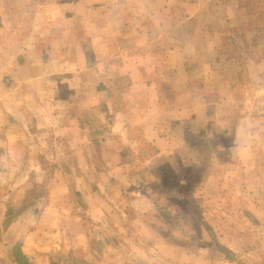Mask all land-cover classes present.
<instances>
[{
	"label": "rangeland",
	"instance_id": "1",
	"mask_svg": "<svg viewBox=\"0 0 264 264\" xmlns=\"http://www.w3.org/2000/svg\"><path fill=\"white\" fill-rule=\"evenodd\" d=\"M133 4L139 13L153 14L150 39L154 37L155 43L149 50L162 62L154 58L143 62L141 54L145 56L148 49L141 47L138 55L133 52L139 59L136 63L120 68L112 61L103 67L78 63L77 73L64 79L56 73L61 64L48 61L53 47L15 45L16 38L28 32L7 30L0 16V152L6 138L15 140L11 150L22 145L29 161L22 193L13 187L19 186V173L18 178L6 175V183L0 185L4 231L12 223L7 240L12 253L0 250V264L20 262L19 216L28 211L25 225L35 229L48 201L53 169L67 172L80 165L75 151L80 147L78 136L85 131L92 141L91 161L100 166L101 143L95 141L101 134H111L115 112L110 106L130 108L137 101L132 94H121L130 84L121 74L131 65L157 75L155 88L163 93L162 100L171 99L177 86L186 93L176 95L175 105L196 110L193 117L188 113L187 128L196 157L189 162L194 163L183 166L181 175L160 168L165 185L182 181L181 193H164L181 206L179 214L170 216L172 230L192 234L199 230L205 244L227 249L221 254L234 264H264V0H134ZM6 7L19 26H29L21 4ZM87 33L78 32L77 39ZM106 37L116 42V49L147 39L141 32ZM114 49L99 48L108 54ZM36 73H42L41 79L34 78ZM141 133L139 128L132 131L136 139ZM140 146L144 155L150 154L147 145ZM39 166L40 173L32 170ZM51 258L52 264H72L68 255L53 253Z\"/></svg>",
	"mask_w": 264,
	"mask_h": 264
},
{
	"label": "crops",
	"instance_id": "2",
	"mask_svg": "<svg viewBox=\"0 0 264 264\" xmlns=\"http://www.w3.org/2000/svg\"><path fill=\"white\" fill-rule=\"evenodd\" d=\"M133 1L0 0V16H4L7 30L28 32L16 38L15 45L53 47L52 58L48 61L61 64L56 73H62L58 78L64 79L77 73L78 63L103 67L104 63L112 61L119 64V68L126 63H136L139 59L133 57V52L138 55L141 47L148 49L145 56L141 54L143 62L152 58L162 62L160 55L149 50L151 43H155L154 37L150 39L154 26L149 21L153 14L139 13ZM15 3L25 9L29 26H19L13 20L14 13L6 6L11 8ZM83 31L88 33L77 39V33ZM118 32H135L138 36L141 32L147 39L137 44L125 42L116 49V42L106 36ZM99 48L115 49L108 54ZM64 65L67 71H63ZM131 67L121 74L130 80L121 94H132L137 101L130 108L110 106L115 112L111 134H101L95 141L101 143L100 166L91 161L88 147L92 141L84 130L83 136H78L80 147L75 151L80 165L74 164L68 171L73 187L63 169H53L47 186L48 201L38 216L40 221L35 229L28 230L25 225L28 211L19 216L16 242L19 258L22 256L30 264H52L51 254L57 253L68 255L72 264H234L221 254L220 248L205 244L199 230L195 234L172 230L170 216L175 212L179 214L177 207L181 206L164 193L166 190L181 193L182 181L175 186L165 185L160 168L167 167L170 173L181 175L183 166L194 163L189 162L196 157L187 128L191 120L188 113L193 117L196 110L175 105L177 96L185 94L186 90L176 86L175 95L164 101L163 93L155 88L157 75L151 76L139 66ZM41 77L42 73L34 75L35 79ZM130 110L133 115H129ZM137 128L142 132L140 139L132 134ZM6 139L3 141L5 148L0 152V185L6 183V175L18 178L16 173H19V186L14 184L13 187H19L22 193L21 181L27 173L28 153L22 145L11 150L15 140ZM141 144L150 148L149 155L143 154ZM32 170L40 173L43 169L39 166ZM1 222L0 250L12 253L7 241L12 223L6 232ZM14 227L17 230V225ZM18 262L19 259L16 263L20 264Z\"/></svg>",
	"mask_w": 264,
	"mask_h": 264
},
{
	"label": "trees",
	"instance_id": "3",
	"mask_svg": "<svg viewBox=\"0 0 264 264\" xmlns=\"http://www.w3.org/2000/svg\"><path fill=\"white\" fill-rule=\"evenodd\" d=\"M64 170V169H63ZM65 173H66V175L67 176H70V174H69V172L67 171H64ZM67 179H68V177H67ZM70 184V183H69ZM221 249V251H222V253H224V252H226V249H224V248H220ZM20 263L21 264H28V262L26 261V259L25 258H23L22 256H20Z\"/></svg>",
	"mask_w": 264,
	"mask_h": 264
}]
</instances>
